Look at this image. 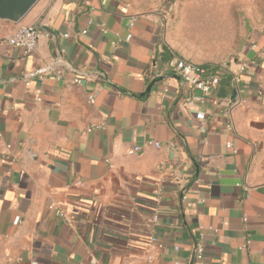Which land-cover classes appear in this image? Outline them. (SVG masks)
Wrapping results in <instances>:
<instances>
[{
  "label": "crops",
  "instance_id": "1",
  "mask_svg": "<svg viewBox=\"0 0 264 264\" xmlns=\"http://www.w3.org/2000/svg\"><path fill=\"white\" fill-rule=\"evenodd\" d=\"M181 2L38 0L0 20L44 32L0 46V264H198L199 232L202 264H264V0L225 97L165 69ZM88 6L105 30L80 33Z\"/></svg>",
  "mask_w": 264,
  "mask_h": 264
},
{
  "label": "rangeland",
  "instance_id": "2",
  "mask_svg": "<svg viewBox=\"0 0 264 264\" xmlns=\"http://www.w3.org/2000/svg\"><path fill=\"white\" fill-rule=\"evenodd\" d=\"M181 1L168 28L177 54L196 64L226 67L236 61L252 24L245 13L255 10L258 0Z\"/></svg>",
  "mask_w": 264,
  "mask_h": 264
},
{
  "label": "built area",
  "instance_id": "3",
  "mask_svg": "<svg viewBox=\"0 0 264 264\" xmlns=\"http://www.w3.org/2000/svg\"><path fill=\"white\" fill-rule=\"evenodd\" d=\"M88 16L86 28L82 29L80 33H86L89 27L99 26L101 30H105L106 28L102 23H97L93 18V7L88 6L86 11ZM135 18L131 17V21L129 26L132 27L134 25ZM43 23L41 21L36 22L31 25H21L15 29L14 32L10 34H0V46L3 45H12L18 48H23L25 52H33L38 44L39 39L43 35ZM131 33L129 32L125 40L128 41L131 38ZM66 36V34L64 35ZM120 39L112 41L113 44H117ZM248 63L246 61H240L238 65L237 73L245 70ZM225 67L220 65H212V64H196L189 60H186L183 57L178 55L171 56L167 62L165 63V69L175 75H178L181 81L189 88L199 90L202 94L207 95L211 92L213 87L218 83L219 76L221 72L224 71ZM56 77L59 78L60 74L57 73ZM237 75L234 74L232 76V81L236 82ZM73 82L79 84L81 79L78 77L73 78ZM90 103L93 102L92 96L88 97ZM91 130V129H89ZM144 147H154L160 148L161 144L152 139H148L144 142L143 146L134 145L127 149V154L134 155L141 152ZM76 184H81L80 181H77ZM49 209L56 211L57 215L61 218L65 216V213L62 209L59 208L56 204H50ZM152 221H157V215L152 217ZM204 234L203 232H199V242L196 244L194 249V259L198 264H202V260L204 257V246L202 242ZM156 238L151 237V242L154 244ZM153 258V253L150 249L146 250V259L151 260Z\"/></svg>",
  "mask_w": 264,
  "mask_h": 264
},
{
  "label": "water",
  "instance_id": "4",
  "mask_svg": "<svg viewBox=\"0 0 264 264\" xmlns=\"http://www.w3.org/2000/svg\"><path fill=\"white\" fill-rule=\"evenodd\" d=\"M38 0H0V20L19 23Z\"/></svg>",
  "mask_w": 264,
  "mask_h": 264
},
{
  "label": "trees",
  "instance_id": "5",
  "mask_svg": "<svg viewBox=\"0 0 264 264\" xmlns=\"http://www.w3.org/2000/svg\"><path fill=\"white\" fill-rule=\"evenodd\" d=\"M232 76L229 73L221 72L218 83L213 87L215 95L218 97H225L229 91Z\"/></svg>",
  "mask_w": 264,
  "mask_h": 264
}]
</instances>
